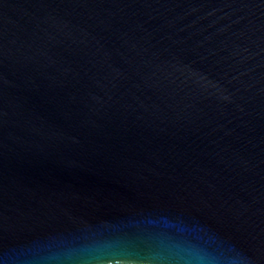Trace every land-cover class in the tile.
<instances>
[{
  "label": "water",
  "instance_id": "obj_1",
  "mask_svg": "<svg viewBox=\"0 0 264 264\" xmlns=\"http://www.w3.org/2000/svg\"><path fill=\"white\" fill-rule=\"evenodd\" d=\"M0 264H264V0H0Z\"/></svg>",
  "mask_w": 264,
  "mask_h": 264
}]
</instances>
